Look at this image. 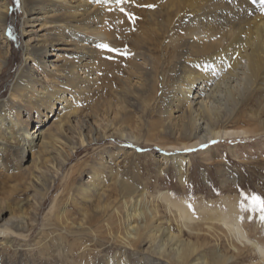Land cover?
<instances>
[{
	"label": "bare ground",
	"instance_id": "obj_1",
	"mask_svg": "<svg viewBox=\"0 0 264 264\" xmlns=\"http://www.w3.org/2000/svg\"><path fill=\"white\" fill-rule=\"evenodd\" d=\"M150 1L22 0L25 64L8 96H0V227L27 237L59 174L80 148L94 142L118 136L187 148L223 135L264 131L262 121L257 130L229 129V123L246 120L240 105L252 93L264 92V0H163L165 15L158 5L155 10L137 6ZM10 13V0H0V80L13 54ZM105 43L129 55L119 67L127 72L118 79L121 88L111 87L108 95L102 82L117 70L109 57L118 53L99 47ZM155 112L158 121L149 119ZM168 135L174 140H165ZM120 151L111 149L95 161L87 182H66L43 219L36 247L47 253L69 242V250H78L86 264H130V252L146 259L135 264H231L234 253L209 246L198 222L191 226L198 231L196 241L173 230L158 201L149 202L135 179L109 164ZM176 160L182 178L189 159ZM82 162L79 174L90 165ZM32 189L42 195H33L23 207L14 195ZM70 206L80 218L73 217ZM173 206L167 207L170 213ZM176 209L180 219H197L185 204ZM232 225L227 228L237 238L250 241L239 224ZM106 244L116 248L112 257Z\"/></svg>",
	"mask_w": 264,
	"mask_h": 264
},
{
	"label": "rangeland",
	"instance_id": "obj_2",
	"mask_svg": "<svg viewBox=\"0 0 264 264\" xmlns=\"http://www.w3.org/2000/svg\"><path fill=\"white\" fill-rule=\"evenodd\" d=\"M10 2L9 34L13 54L10 64L4 70L0 80L1 97L8 96L11 81L14 80L25 64V34L23 29L27 28L25 24L27 13L23 7L22 0H18V2L17 0H10ZM151 2L158 5L157 8L166 3L163 0H151L148 4H152ZM163 7L161 6L160 9L164 10L165 8ZM155 9L156 7L152 8V10ZM163 12H165L163 13L165 15L167 10L165 9ZM142 18L148 30V19L144 15ZM158 18L159 21L166 20V17H163V19L158 16ZM125 52L128 53V50L124 48L120 50V53ZM118 54L115 55L116 57H109L111 64L113 63L114 65L116 62L112 67L116 68L117 66V70L108 72L107 77L109 76V79L106 78L105 82H102L107 95L111 87L114 86L113 89L115 90L121 88V82L118 79L120 76L127 75V72L119 69V67L122 62L126 63L129 60V55H123L125 56L123 57L120 54L119 57L117 56ZM107 84H109L108 87ZM137 108H139V104H137ZM239 112L243 116L247 115L246 120H239L235 124L229 123V129L234 127L248 130L260 129V121L264 124V92L252 93L240 105ZM157 114V112L153 113L149 119L158 121L159 116ZM146 132L145 130V134H147ZM165 140L173 141L174 138L168 135ZM202 145H206V147H202ZM111 149L121 151L116 160L118 165L115 164L116 162L113 163L112 158H108L109 164L114 165L113 167L116 170L118 169L123 175H126V177L135 179L140 190L145 189L147 192L149 202L157 203L158 201L161 213L172 218L173 230L181 235L183 239L191 238L196 241L194 235L198 231L191 229V226L193 222H198L201 224V235L209 238V246L215 247L214 245L217 246L219 244L220 246L218 245L217 247L223 252L228 253L230 256L234 255L231 260L233 262H230L231 264H264V259L261 258V250H264V225H261L250 210L245 211L240 206L241 202L249 203V201L244 200L245 195L250 196L255 193L264 196V131L261 130L246 135H223L187 148H171L156 142H146L145 139L136 142L128 137L120 138L118 136L100 140L98 143L94 142L87 148H80L78 153L72 157V162L70 160L65 166L64 173L59 174L55 183L51 186L40 211V221L35 226V229L28 233L27 237H20L16 233L13 234L10 230L0 227V264H32V260L35 261V264L87 263V259L77 257V249V251H74L75 253L69 250V242H64L65 244L62 246L55 245V247H50L49 252L44 253L36 247V240L39 232L43 229L41 227L43 219L53 211V200L58 195L59 197L62 195L66 182H74L76 186L87 182L90 166L94 165V162L102 156L108 157V151ZM186 149L194 150L187 151ZM181 155L185 159H189L186 161V173L182 178L177 171L176 165V157ZM85 160L90 165L84 168V174H79L80 172L78 171L81 170L82 161L85 162ZM17 168L16 160H13L12 174L18 171ZM106 178L109 179L107 171ZM0 180H3V177H0ZM14 183V180L9 182L11 185ZM109 183L108 181L107 184ZM33 195L36 198H40L42 192L38 193L36 189L29 190L26 193L17 191L14 198L22 199L23 207H26L29 204L25 201L28 199L33 201ZM170 202L175 205L172 207L173 211L171 213L167 208ZM179 204H185L186 208L191 209L197 219H192V222L191 219H186V216L184 220L180 219L176 209ZM69 209H71L73 217L77 219L81 217L79 210L72 206ZM175 214L178 221L175 219ZM241 217H243V220H241ZM224 219L231 227L233 222L239 224L250 241L242 238L241 240L245 242H241L237 238L238 235L235 234L236 231L232 230V233L231 227L227 228L228 225L224 224ZM8 224L11 223L8 222ZM178 226H182L184 232L182 234L184 236L178 231ZM210 226H215L216 228L210 230ZM218 228L221 230H218ZM215 230L218 232H215ZM7 239L11 243L9 245L3 244ZM28 244L32 245L33 249L28 247ZM106 246H109L107 251L109 256L112 257L116 252L115 246L111 244H106ZM130 254V264L140 263L138 260L142 256L138 257L133 255L132 252ZM145 261L146 259L142 262Z\"/></svg>",
	"mask_w": 264,
	"mask_h": 264
},
{
	"label": "snow or ice",
	"instance_id": "obj_3",
	"mask_svg": "<svg viewBox=\"0 0 264 264\" xmlns=\"http://www.w3.org/2000/svg\"><path fill=\"white\" fill-rule=\"evenodd\" d=\"M17 2H18V0H17ZM97 2H99V0H97ZM125 2H126V0H116V3L118 5L124 4ZM137 6L138 7L142 6V7H147V8H155L156 7L155 4L137 5ZM119 10L121 12H125L124 7H120ZM262 10H264V3H262ZM126 15H128V17L130 19L135 21L136 18L131 13H126ZM99 47L104 48V49L108 50L109 52L120 53V49L115 48V47H111L109 44H106V43L99 45ZM120 54L127 55L128 53L125 52V53H120ZM202 147H206V145H202ZM186 150L187 151H193L194 149H186ZM242 195H243V193H242ZM244 200L249 201V203L245 204V203L241 202L240 206L242 208H244L245 211L250 210L251 213L254 214L255 218H257L259 220L261 225H264V196L253 193L250 196L245 195ZM241 220H243V217H241Z\"/></svg>",
	"mask_w": 264,
	"mask_h": 264
}]
</instances>
